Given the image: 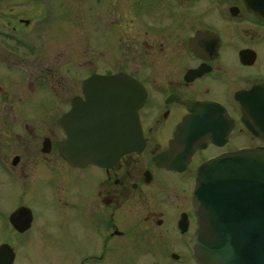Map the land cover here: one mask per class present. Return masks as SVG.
<instances>
[{
  "label": "flooded vegetation",
  "instance_id": "flooded-vegetation-1",
  "mask_svg": "<svg viewBox=\"0 0 264 264\" xmlns=\"http://www.w3.org/2000/svg\"><path fill=\"white\" fill-rule=\"evenodd\" d=\"M143 1L148 2L129 0L121 7L124 0H91L92 7L104 3L107 19L102 23L111 31L112 43L99 47L97 56L102 62L106 55L110 59L102 72L88 74L69 91L66 104L51 113L54 128L31 116L18 118L14 100L0 107L5 116H0V190L21 187L10 207L0 208V217L16 235L35 229L38 239L48 237L43 241L53 250L52 264H135V255L140 256L139 264H160L167 250H175L172 258L178 261L191 257L189 242L196 230L191 197L198 167L219 155L264 149V139L244 125H264V0H165L164 5L161 0L150 5ZM200 1L205 5L196 4ZM15 20L10 17L6 23L21 35L29 19ZM39 28L32 31L29 44L21 37L15 45L28 46L52 61L55 48L39 45V37L48 41L50 32ZM87 51L84 46L81 54ZM10 57L0 46V64L18 66ZM87 65L95 66L85 58L82 66ZM118 73L135 79L145 91L138 110L143 148L121 155L109 167L75 166L60 155L66 136L58 120L69 113L79 116L81 106L73 101H85L84 80ZM35 89L30 81L28 95ZM7 93L0 87L1 96ZM243 139L256 143L243 144ZM171 149L175 157L163 160ZM89 167L97 171L91 180ZM40 172L47 191L40 202L54 210L49 233L36 226V213L23 203V194ZM19 209L28 211L21 216H28L27 228L21 231L10 221ZM21 218L17 226L25 224ZM91 226L97 240L88 249ZM2 245L10 249L14 264L23 244L2 240ZM152 253L154 257H148Z\"/></svg>",
  "mask_w": 264,
  "mask_h": 264
},
{
  "label": "water",
  "instance_id": "water-1",
  "mask_svg": "<svg viewBox=\"0 0 264 264\" xmlns=\"http://www.w3.org/2000/svg\"><path fill=\"white\" fill-rule=\"evenodd\" d=\"M248 5L256 11L255 5ZM82 84L85 101H73L81 106L79 116L69 113L58 120L66 136L59 147L60 155L79 167H109L123 154L140 152L143 139L138 110L145 98L143 87L123 73L92 75ZM244 125L264 139V125ZM194 149L193 145L189 153ZM171 157H175L172 149L161 156L166 158L163 160ZM191 204L197 228L189 249L196 264H264L263 148L243 149L202 163ZM27 212L19 209L11 215L17 230L27 228L28 216L21 218ZM20 218L25 224L17 226ZM12 261L10 249L2 245L0 264Z\"/></svg>",
  "mask_w": 264,
  "mask_h": 264
},
{
  "label": "rangeland",
  "instance_id": "rangeland-1",
  "mask_svg": "<svg viewBox=\"0 0 264 264\" xmlns=\"http://www.w3.org/2000/svg\"><path fill=\"white\" fill-rule=\"evenodd\" d=\"M156 1L159 3L160 0L143 2L150 5L156 3ZM92 4H95V2H92ZM120 4L123 5L121 7H126L129 5V0H124ZM160 4L164 5L165 0H161ZM196 4L205 5L203 1ZM104 10V3L100 2L98 7L97 5L92 7L91 0H0V16L2 14L8 16V18L0 19V46L4 52L9 50L11 54L9 60L19 63L18 66L10 63L0 64V67L6 68L4 71H0V87L8 92L7 96L0 95V107L2 102L14 100L18 118L31 116L38 118L39 121L46 122L45 125L49 128H54L56 120L52 118L51 113L55 112L54 110L57 107L61 108L66 104L69 91L77 89L82 79L92 71L102 72L103 63L109 62L110 58H107V55L104 62L97 56L99 47L103 48L112 43V33L102 23L107 19L104 16ZM10 17H14L16 20L27 18L30 24L28 27L22 26L21 35L18 30L16 34L15 30H12L6 23L8 19L10 20ZM121 20H126V18H121ZM38 24H40V32L43 28L50 32L48 41L43 35L39 37V45L45 48L46 46L55 48L57 57L52 61L51 59L46 60L38 57L28 46L17 48L15 45L17 44L15 39L21 37L24 42L29 44L33 35L32 31L37 28ZM85 43L88 44L85 45ZM84 46L88 49L85 56L81 54ZM33 58L34 60H32ZM85 58L95 66L93 68L89 65L82 66ZM30 81H33L34 86H36L32 95H28L27 91ZM17 97L21 98L19 102H17ZM0 116L5 117L1 108ZM249 143L256 142H248L243 139V144ZM96 172L94 168L89 167L87 170L88 180H91ZM44 180V172H40L39 180L34 182L27 194H23V203L36 213V226H43L46 232L49 233L48 219L54 214V210L40 202L47 195L46 180ZM20 189L21 187L16 184V186H8L4 193L0 190V208H6L8 205L10 207ZM2 212L0 210V213ZM46 219L48 223L44 224L43 221H46ZM119 226L123 229L121 223ZM94 233V227H89L88 249L96 243L97 239ZM36 234V230L32 229L26 234L16 235L8 228L5 218L0 217V241L23 244V247L17 248L14 264L54 263V259H50V257H53V250L45 245L47 242L43 241H47L49 238L40 237L43 239L40 240ZM170 241H173V238H170ZM65 251H62L64 260ZM174 252L176 251L167 250L160 264H195L188 255H185L183 259L181 258L182 260H175L172 258ZM177 253L182 255L181 252ZM154 255L152 253L148 257H154ZM58 256L60 258L57 259L63 262V256ZM135 256V264H139L140 256ZM88 264L95 263L88 261Z\"/></svg>",
  "mask_w": 264,
  "mask_h": 264
}]
</instances>
